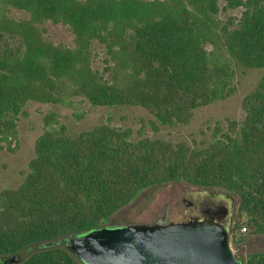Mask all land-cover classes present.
I'll use <instances>...</instances> for the list:
<instances>
[{
	"label": "trees",
	"instance_id": "trees-1",
	"mask_svg": "<svg viewBox=\"0 0 264 264\" xmlns=\"http://www.w3.org/2000/svg\"><path fill=\"white\" fill-rule=\"evenodd\" d=\"M13 8L27 17L13 18ZM50 22L71 27L74 47L44 35ZM94 41L106 48L108 75L92 65ZM255 70H264V0H0V150H18L30 103L140 108L153 132L108 119L72 133L56 110L44 116L21 183L0 192V261L85 264L60 242L117 225L121 210L181 184L238 200L237 249L264 238V74L240 117L160 135L231 99ZM243 259L264 264V250Z\"/></svg>",
	"mask_w": 264,
	"mask_h": 264
},
{
	"label": "rangeland",
	"instance_id": "rangeland-1",
	"mask_svg": "<svg viewBox=\"0 0 264 264\" xmlns=\"http://www.w3.org/2000/svg\"><path fill=\"white\" fill-rule=\"evenodd\" d=\"M152 1V0H149ZM71 2V1H70ZM11 15L15 19L26 18L24 11L13 8ZM239 14L238 11L234 13ZM226 14H224L225 16ZM227 18V16L225 17ZM46 31L44 35L55 44H64L66 46L75 45V35L70 26L63 22L48 23L45 25ZM106 48L98 41H94L91 45V62L95 70L101 71L103 74L106 69ZM264 74V70L250 71L239 78L237 93L226 102L203 109L202 113H198L197 118L192 125L181 127L177 131L165 130L160 133L164 138L174 139L186 137L192 131L199 130V126L208 118L219 119L220 117L241 115V103L244 96L258 82ZM108 75V74H107ZM56 110L61 120L67 125L72 133H78L94 126L100 125L112 120L114 126L126 125L132 127L134 133H137L144 127L147 136H152V125L149 123V115L140 108H94L89 103L76 101L72 106H53L41 105L36 103L28 104L21 115L20 120V146L14 153H8L0 150V192L4 189L17 187L23 178V174L28 170V164L34 157L35 144L40 135L43 133V119L50 111ZM177 129V128H176ZM200 187L189 186L185 184L172 185L158 190L154 196L147 200H141L121 210L116 215L117 225H126L133 223L148 222L158 219L160 215L167 213L166 208L171 207V215L167 216L169 222L181 223L182 220L177 210H183L184 206L181 202L182 197L187 196L191 191ZM235 209L234 222H238L242 226V220L238 216V200ZM169 212V211H168ZM127 221L128 223H124ZM124 223V224H123ZM240 226L232 233L239 232ZM243 226L241 227L242 231ZM234 253L239 258H246L247 253L256 250H264V238L251 236L248 244L244 245L243 250L237 249L233 243Z\"/></svg>",
	"mask_w": 264,
	"mask_h": 264
},
{
	"label": "water",
	"instance_id": "water-1",
	"mask_svg": "<svg viewBox=\"0 0 264 264\" xmlns=\"http://www.w3.org/2000/svg\"><path fill=\"white\" fill-rule=\"evenodd\" d=\"M227 215L221 227L169 222L162 214L153 221L99 227L60 243L85 264H245L232 248ZM20 261L13 257L0 264Z\"/></svg>",
	"mask_w": 264,
	"mask_h": 264
},
{
	"label": "flooded vegetation",
	"instance_id": "flooded-vegetation-1",
	"mask_svg": "<svg viewBox=\"0 0 264 264\" xmlns=\"http://www.w3.org/2000/svg\"><path fill=\"white\" fill-rule=\"evenodd\" d=\"M181 202L183 210H177L181 217V223L184 222H210L224 227V222L229 219L227 212L230 213L229 228L231 229V244L235 222V209L237 199L229 193L207 188H198L191 191L187 196L182 197ZM171 207L166 208L165 216L170 217ZM169 211V212H168ZM214 221V222H213Z\"/></svg>",
	"mask_w": 264,
	"mask_h": 264
}]
</instances>
